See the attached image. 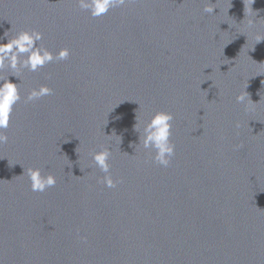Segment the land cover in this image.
Wrapping results in <instances>:
<instances>
[{
  "label": "water",
  "instance_id": "1",
  "mask_svg": "<svg viewBox=\"0 0 264 264\" xmlns=\"http://www.w3.org/2000/svg\"><path fill=\"white\" fill-rule=\"evenodd\" d=\"M208 2L92 18L74 0H0V43L35 29L71 52L0 71L22 96L0 145L2 264H264V0ZM41 84L53 94L25 103ZM160 110L174 116L167 167L134 149L136 117ZM105 147L114 188L92 161ZM29 167L56 185L33 192Z\"/></svg>",
  "mask_w": 264,
  "mask_h": 264
},
{
  "label": "clouds",
  "instance_id": "2",
  "mask_svg": "<svg viewBox=\"0 0 264 264\" xmlns=\"http://www.w3.org/2000/svg\"><path fill=\"white\" fill-rule=\"evenodd\" d=\"M74 2L79 9L86 11L92 18H99L107 15L114 8L126 5L129 0H74ZM214 9H216L215 4L211 3L210 0L204 6V12L208 14H213ZM244 12L245 15H251L255 11L251 7L248 11L244 8ZM259 21L256 18H250L247 20V24L253 26ZM5 37H7V42L0 43V71L7 66L11 70L10 75L17 78H19L20 69L36 72L54 61H65L71 55L70 49L67 47H62L53 53L47 47L40 44V41L43 39V33L35 29L20 30L11 37L5 33ZM255 40L256 43L264 40V34L258 32ZM52 94L53 89L51 87L47 84H41L39 87L28 91L26 97L23 99L25 103H28ZM246 96L251 104H256L251 101L246 92L237 95L236 101L243 103ZM21 99L20 86L11 82L9 76L6 78L0 76V145L8 142L9 137L5 130L9 128L15 107ZM173 120L174 116L171 112L162 110L155 111L150 119L143 123L136 117L134 130L139 134V142L134 146V149L140 147L145 150H152L154 152L151 155L152 160L163 167H167L175 154V145L171 140ZM237 127H239V124H237ZM236 147L239 148L240 146L237 145ZM91 156L94 165L104 173L102 177L103 184L108 188H114L117 181L113 180L110 174L111 165L109 159L111 149L107 147L102 148L99 151L93 152ZM25 173L30 181V188L33 192H44L48 188L54 187L57 183L56 177L53 174H42L39 167L24 169Z\"/></svg>",
  "mask_w": 264,
  "mask_h": 264
}]
</instances>
